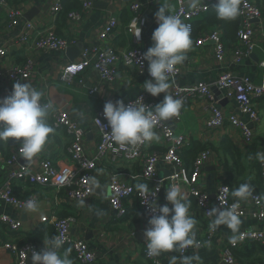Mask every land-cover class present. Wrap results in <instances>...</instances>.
I'll use <instances>...</instances> for the list:
<instances>
[{"label":"crops","instance_id":"0c3cea01","mask_svg":"<svg viewBox=\"0 0 264 264\" xmlns=\"http://www.w3.org/2000/svg\"><path fill=\"white\" fill-rule=\"evenodd\" d=\"M64 1V0H63ZM203 0H199L202 2ZM53 0H7L5 7L0 6V46H9V54L0 66V71L6 70L13 64L21 63L27 52L24 48L14 45L15 39L18 37L25 22H31L39 25L41 28L54 26L55 33L59 37L68 40H74L75 46H80L78 54L70 59L66 53L49 51L41 54H35L36 61L35 75L28 82L37 91L42 92L41 102H48L58 109L65 111L71 121L76 123L84 130L83 148L90 156L94 154L97 136L92 128V118L97 111L103 110L106 102L115 103L122 100L125 105L134 101L141 95H145L147 101L151 104L146 108L148 112H154V107L163 101L165 93H161L157 97L151 96L144 90L143 84L146 80L151 79L148 76V62L145 61L143 73L137 72L134 68H120V73L115 82L109 85L100 84L98 78L93 72H86L80 75L71 84H65L58 80L60 70L67 62L75 60L82 49L95 45L99 30L106 23L108 13H113L118 21L119 26L114 34L104 42L105 46L112 48L116 53H123L132 47L139 48L143 53L152 46L151 39L153 31L158 27L155 17L161 6L167 5L168 13L172 14L174 3L171 0H139L140 8L137 11L139 22L137 27L141 29L140 38L137 39L134 34L127 31L128 23L132 14L128 11L125 0H94L92 10L83 16L79 24L71 26L65 20L62 22L57 16L55 21L50 17V8ZM79 2V1H78ZM103 4H106L105 7ZM19 5L23 10V18L14 28L7 29V9L11 6ZM37 10L35 16L30 20L24 17L27 12ZM260 23L255 28V49L253 53L244 59L239 65H232L230 48L226 44V57L223 62H216L214 46L212 42L205 43L202 46H196L197 39L204 34H211L220 29L217 26H209L204 30L197 32L192 47L185 53L183 64L178 65L180 73L175 82L180 86H189L196 83H205L212 85L217 75L221 72L229 71L239 76L247 77L251 82L258 84L264 80V72L258 68V63L264 57V15ZM221 34V31H220ZM222 36V35H221ZM196 40V41H195ZM170 88L168 94L171 95L172 80H169ZM13 85L9 83H0V99L11 95ZM92 88H97L95 93H89ZM217 99L216 106L225 113L238 115L237 106L231 100H225L217 90H213ZM257 110L260 115V122L254 128V139L246 144L239 133L231 128H225L217 132L207 133L204 130V123L209 116V110L206 102L202 100H193L182 111L179 122H175L173 118L163 121L164 125H175V130L184 136L189 143L196 142L200 144H210L218 148L221 142L226 139L230 144L237 148L238 153L242 156V173H237L233 169L232 162L223 153L212 151L207 159L199 178V188L207 193L210 198V209L217 207L215 203L216 186L224 183L226 171L224 169V160L232 171V178L235 182L242 179H249L253 185H258V162L255 153L264 150V100L257 102ZM242 121H247L246 117L239 116ZM50 125V124H49ZM2 127V125H0ZM155 131V130H154ZM158 140L147 141L145 150L147 152L164 150V143L160 134L155 131ZM23 138H21L22 140ZM70 139L63 128L54 129L50 137L44 145L42 151L32 160H25L22 156L18 158L16 163H7L6 160L14 150L21 146V142L10 138L9 143L0 141V151L3 160L0 162V189L3 188L8 175L12 170H25L32 172L39 162L44 158H49L56 165H71L69 158L64 151L68 147ZM188 146V147H189ZM224 162V163H223ZM191 169L190 164H186ZM185 166V165H184ZM141 167L137 163L127 164L118 163L109 165L105 163H97V169L94 172L95 183L91 196L82 202L67 206L59 200V195L50 188L40 189L26 185L13 187L14 193L19 199L26 197L27 194L37 197L38 210L18 213L13 208L0 203V215L6 214L14 219L22 222L21 232L32 234L41 228L43 234V244L49 239L47 228L44 226L49 223L53 216H66L74 214L75 221L71 227V236L76 239L85 241L96 256L95 264H150L144 256L146 247L145 230L149 227V218L142 216L138 207L134 206L132 199L127 201L125 207L127 214L123 218H116L109 209L108 189L106 176L108 173L117 174L119 179L136 188L139 180ZM173 173L170 168L160 165L158 167V178L162 180V188L158 196V206L167 204L172 207L165 199L166 191L173 184L179 185L185 197V202H190L189 215L195 219L194 226L195 239H204L208 234L207 226L204 222L193 214L194 204L187 196L186 185L172 181L169 175ZM15 196V197H16ZM237 201V198L236 200ZM218 208V207H217ZM213 220L214 217L211 216ZM242 224L240 231L249 229H258L261 225L249 218L241 219ZM207 231V232H206ZM1 237L3 236L0 233ZM232 236V232L226 226H219L213 234L208 245L202 248L191 247L185 256H199V260L193 261V264H222L220 260L221 245L226 239ZM44 247V245H43ZM46 248V244L44 249ZM61 258L65 256V251L59 254ZM177 257L176 264H181V257L178 251L163 252L157 258L163 264H169L171 257ZM68 259L73 263V256L67 255ZM264 259V257H262ZM28 264H32L31 257L27 259ZM0 264H13L10 254L0 252Z\"/></svg>","mask_w":264,"mask_h":264},{"label":"built area","instance_id":"2783aa9c","mask_svg":"<svg viewBox=\"0 0 264 264\" xmlns=\"http://www.w3.org/2000/svg\"><path fill=\"white\" fill-rule=\"evenodd\" d=\"M80 10L71 11L67 14L66 21L68 26H75L80 23L83 16L92 10L94 0H78ZM112 2L116 0H110ZM139 1V0H138ZM138 1H134L128 6V11L132 17L128 23L127 31L131 33L136 29L139 22L137 11L140 8ZM175 7L171 15L178 16L181 21L188 24L193 31V24L203 18V16L216 5L217 0H203L198 3L196 9L189 7V0H171ZM63 0H53L50 8V17L55 21L56 17L62 11ZM7 0H0V6L5 7ZM240 26L237 31V41L230 50L232 65H239L248 58L254 51L255 28L263 19L255 3L251 0H243L240 4ZM23 18V10L19 5L11 6L7 9V29L14 28ZM119 26L117 17L109 12L106 23L99 30L97 43L81 50L79 56L67 62L62 66L58 80L65 84H71L80 75L86 72H93L98 78L100 84L109 85L116 81L120 68H134L137 72L143 73L145 68L144 53L137 47H132L123 53H116L112 48L105 46L104 42L108 40ZM220 31L211 34H204L197 39L196 46H202L205 43L212 42L216 62H223L226 57V48L222 43ZM74 40H68L59 37L54 30V26L41 28L39 25L25 22L14 45L24 48L27 52L24 60L19 64H13L4 71H0V83L14 84L16 82L28 83L35 75L36 61L35 54L55 51L62 52L75 46ZM9 54V46H0V66ZM174 74H170L169 80L173 81L171 95L176 99L182 100V107L178 116L173 117L177 123L180 121L181 114L185 106L193 100H202L206 102L209 116L204 123V130L207 133L217 132L225 128H231L239 133L246 144H250L254 139V128L260 122V115L257 110V102L264 100V80L258 84L251 82L245 76H239L232 72L225 71L217 75L212 85L205 83H196L189 86H180L175 79L180 73V68ZM258 68L264 72V57L258 63ZM149 76V73H148ZM150 77V76H149ZM98 89L92 88L89 93H95ZM213 90L222 94L225 100L235 102L238 115L225 113L216 106L217 99ZM145 95H141L128 104H134L140 100L142 104L149 108L151 105ZM41 104H50L41 102ZM126 104V105H128ZM48 109L47 121L54 129L63 128L69 136L70 143L64 153L69 158L71 165H56L51 159H42L32 172L25 170H12L2 189H0V203L13 208L18 213L25 211V203L28 200H34L37 203V197L28 196L19 199L13 194V187L26 185L38 187L42 190L50 188L58 195L59 200L65 202L67 206H74L84 201L92 195L95 183L94 172L97 169V163L107 162L109 165L118 163H137L141 170L139 180L148 185V203L144 202L137 188L126 184L119 179L117 174L108 173L106 184L108 189L109 209L116 218H123L127 214L125 204L132 198H136L139 204L142 216L151 218L154 214L150 205H158V196L162 188V180L158 178V167L160 165L168 167L173 171L170 179L177 183L186 185L187 196L195 203L193 214L201 218L207 226L208 234L204 239H196L198 247L202 248L208 245L213 237L214 231L209 227L212 222L208 215L210 209V198L207 193L199 188L198 182L202 169L209 158L210 152L199 153L192 162L191 169L187 170L179 157V152L189 146L184 136L175 130V125H164L163 121L157 123L154 130L160 134L164 143V150L147 152L145 150L147 141L136 145L120 146L112 141L110 136L111 129L104 117L103 110L97 111L92 118V128L97 136V144L94 154L88 155L83 148L84 130L76 123L70 120L67 113L50 104ZM239 116L246 117L247 121H242ZM20 147L12 152L7 163H16L22 156ZM264 153V150L256 153ZM3 156L0 151V162ZM259 163L261 192L253 189V193L247 200H239L237 213L241 219L249 218L261 225L258 229H249L240 231L243 233V239L239 240L235 246L229 243V236L225 243L221 245L220 260L222 264H238L233 255V251L241 249L246 243L254 242L264 248V162L257 155ZM159 189L158 191H156ZM218 196L223 199L219 201ZM237 201L231 200V192L228 185L220 183L215 190V203L218 208H230ZM75 218H57L53 216L50 224L54 227L55 236L64 240V246H70L73 249L75 264H95L96 256L88 244L80 239L71 236V227ZM22 230V222L19 219L11 218L6 214L0 215V233L5 234V238L0 235V252L10 254L13 264H28L27 259L32 257L33 251L43 252L39 245L34 243L18 244L19 238L15 236ZM206 231V232H207ZM190 248L178 251L180 257L187 254ZM144 256L150 264H163L157 257L147 255V246L144 249ZM197 264V263H195Z\"/></svg>","mask_w":264,"mask_h":264},{"label":"clouds","instance_id":"9594fccd","mask_svg":"<svg viewBox=\"0 0 264 264\" xmlns=\"http://www.w3.org/2000/svg\"><path fill=\"white\" fill-rule=\"evenodd\" d=\"M199 0H189V7L196 9ZM215 13L218 19L233 20L240 14V0H217ZM158 27L152 33L153 44L144 53V60L148 62V73L151 79L143 84L144 90L153 97L165 93L162 102L154 107V112L146 111V106L140 100L134 104L125 105L122 100L115 103L109 101L104 104L103 114L111 129L110 136L117 145H136L145 141L158 140L154 131L157 123L168 121L178 116L182 107V100L168 94L170 88L169 76L178 71V65L183 64L185 53L192 47L191 28L181 21L178 16L168 13L167 5L161 6L155 13ZM141 29L137 27L134 36L139 39ZM42 92L37 91L29 83L16 82L11 95L0 99V141L8 142L14 138L21 142L19 151L25 160H32L43 149L53 127L47 122L50 104H41ZM21 138H23L21 140ZM258 158L264 162V153H258ZM144 202L148 203V185L137 184ZM157 189L156 191H158ZM253 193L248 183L240 184L231 195L237 202L230 208L213 207L208 215L213 216L209 227L215 231L219 226H226L231 230L232 236L229 243L235 246L243 239L240 232L242 220L237 213L239 200H247ZM167 204L158 206L150 205L154 214L148 221L149 227L145 230L147 255L158 257L163 252L173 250L183 251L199 245L195 239L194 226L196 221L189 215L190 202H185V197L179 185L173 184L166 191ZM217 199L222 201V197ZM25 211H37L38 205L34 200H28ZM43 252L33 251L32 264H71L65 256L61 258L59 249L64 240L58 236L48 239ZM177 257H171L169 264H176ZM181 264H193L199 256H183Z\"/></svg>","mask_w":264,"mask_h":264},{"label":"trees","instance_id":"16d2710c","mask_svg":"<svg viewBox=\"0 0 264 264\" xmlns=\"http://www.w3.org/2000/svg\"><path fill=\"white\" fill-rule=\"evenodd\" d=\"M134 1H138V0H125V2L129 5L133 3ZM242 1L243 0H240V4ZM251 1L255 3L261 15L263 16L264 15V0H251ZM77 10H80V3L78 2V0H64L62 2V11L59 13L58 17L62 22H64L69 12L77 11ZM209 26H217L221 31V35H222L221 38H222L224 45L226 44L227 46H229L230 49H232L235 46V43L237 41V31L240 26V15H238L233 20L218 19L215 13V6H214L203 16L201 20L193 24V31L191 34L192 38H196L197 32L204 30ZM209 149H211L212 151L221 152L223 153L225 157H228L230 161L232 162L233 169H235L237 173L240 174L244 170L242 167V156L238 153L237 148L234 147L232 144H230L228 140L226 139H224L221 142L218 148H215L210 144L203 145L200 143L193 142L191 143L189 147L179 152V157L181 161L183 162V164L185 165V168L189 170L188 169L189 167L186 164L189 165L190 162L192 164V162L195 160L196 156L199 153L208 151ZM255 158L257 160L256 153H255ZM224 162H223L224 169L226 171L225 172L226 178H225L224 184L228 185L231 193L235 188L239 187V185L243 183H248L251 186V188L254 189L256 192L258 193L261 192L259 163H258V181H257L258 185L255 186L249 179H242V180L235 182L231 176L232 171H229V166L227 165L225 160ZM14 191L15 190H13V194L14 196H16L15 195L16 193H14ZM28 196L30 195L27 194L26 197H22V198H27ZM231 200L235 201L236 198L231 195ZM132 202L134 203L135 207H138V209L140 208L136 198H132ZM193 204H194V210H195V203L193 202ZM64 217L66 216H62V217L57 216V218H64ZM69 217L75 218L76 216L74 214H70ZM44 226L47 228L48 238L51 239L52 237H54L55 232H54V227L52 226V224H50V222L49 223L47 222L46 224H44ZM41 234H43V231L41 232V228H40L36 230L35 232H33L32 234L25 235L24 233L19 232L15 236L19 238V241H18L19 245L30 242V243L37 244L39 245L41 249H44L45 244H43L42 238L39 236ZM2 235H3L2 238L6 237L4 233H2ZM62 250L65 252L67 251V255L73 256V263L75 264L74 253H73L72 248L70 246L61 247L59 249V254L62 252ZM233 255L235 259L237 260L238 264H264V259L262 258L264 257V248L257 245L254 242L246 243L241 249L233 251Z\"/></svg>","mask_w":264,"mask_h":264},{"label":"water","instance_id":"95a60500","mask_svg":"<svg viewBox=\"0 0 264 264\" xmlns=\"http://www.w3.org/2000/svg\"><path fill=\"white\" fill-rule=\"evenodd\" d=\"M103 5L105 7L106 4H103ZM36 13H37V10L34 9L31 12H27L24 15V17L27 18L28 20H30L33 16H35ZM80 49H81L80 46H72V47L68 48L65 51V53L70 59H72L75 56V54H78ZM170 123H171V119H170ZM169 175H171V174L169 173Z\"/></svg>","mask_w":264,"mask_h":264},{"label":"rangeland","instance_id":"374dc122","mask_svg":"<svg viewBox=\"0 0 264 264\" xmlns=\"http://www.w3.org/2000/svg\"><path fill=\"white\" fill-rule=\"evenodd\" d=\"M64 218H67V217H64ZM73 250V249H72Z\"/></svg>","mask_w":264,"mask_h":264}]
</instances>
